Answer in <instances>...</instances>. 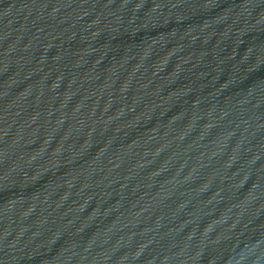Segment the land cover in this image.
<instances>
[{
	"label": "water",
	"instance_id": "water-1",
	"mask_svg": "<svg viewBox=\"0 0 264 264\" xmlns=\"http://www.w3.org/2000/svg\"><path fill=\"white\" fill-rule=\"evenodd\" d=\"M0 264H264V0H0Z\"/></svg>",
	"mask_w": 264,
	"mask_h": 264
}]
</instances>
